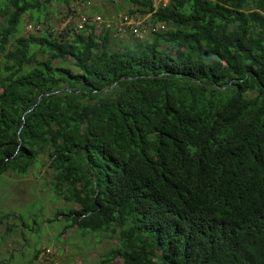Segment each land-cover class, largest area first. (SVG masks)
Segmentation results:
<instances>
[{
	"label": "trees",
	"instance_id": "1",
	"mask_svg": "<svg viewBox=\"0 0 264 264\" xmlns=\"http://www.w3.org/2000/svg\"><path fill=\"white\" fill-rule=\"evenodd\" d=\"M128 1L119 47L123 15L23 35L69 0H0V174L44 162L100 264H264V0Z\"/></svg>",
	"mask_w": 264,
	"mask_h": 264
},
{
	"label": "rangeland",
	"instance_id": "2",
	"mask_svg": "<svg viewBox=\"0 0 264 264\" xmlns=\"http://www.w3.org/2000/svg\"><path fill=\"white\" fill-rule=\"evenodd\" d=\"M167 1L154 0V3L159 6ZM133 8L128 0H69L68 3L51 5L49 21H32L31 17L26 16L20 31L23 35H38L44 26L51 23L55 32L62 33L76 27L81 14L92 12L115 23L120 15L125 16L123 13ZM148 27L147 20H143V35L148 32ZM114 37L119 47L134 38L127 30H122L119 35L114 32ZM145 38L151 39L152 35ZM51 180L52 172L44 162L40 168H34L25 176L11 171L0 174V218H6L0 224V259L6 264H50L52 258L62 264H100L102 256L117 242L104 235L83 236L75 228H69L61 235L65 221L48 223L47 220L54 217L56 210L74 207L56 198L50 187ZM22 220L31 227L23 229L22 233L19 229L12 234L7 233L6 224L19 225ZM37 249L41 252L34 258ZM45 250L50 252L48 257L43 254ZM114 263H119V260Z\"/></svg>",
	"mask_w": 264,
	"mask_h": 264
},
{
	"label": "built area",
	"instance_id": "3",
	"mask_svg": "<svg viewBox=\"0 0 264 264\" xmlns=\"http://www.w3.org/2000/svg\"><path fill=\"white\" fill-rule=\"evenodd\" d=\"M164 3H166V2H164ZM87 19H86V17H84V18H82V21H86ZM95 22H97L99 25H100V23H102V21H103V19H102V17L100 16V15H96V16H94V19H93ZM82 27V25L80 24L79 25V28H81ZM129 28L130 29V31L132 32V34L136 37V38H141L142 36H143V29H142V20L139 18V17H136V16H129V15H125V16H123L122 17V21H121V23L119 24V26L117 27V28H115V31H116V33L119 35V33L122 31V30H124V32H125V28ZM165 28V26L164 25H157V26H155V27H153V31H156V30H158V29H164ZM47 253V254H46ZM49 250H45L44 252H43V254H45V256L46 257H48L49 256ZM51 262L53 263V264H62V263H60V261H58V260H56V259H54V258H52L51 259Z\"/></svg>",
	"mask_w": 264,
	"mask_h": 264
}]
</instances>
